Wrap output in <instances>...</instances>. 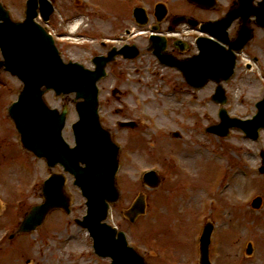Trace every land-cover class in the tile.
<instances>
[{
    "label": "rangeland",
    "instance_id": "374dc122",
    "mask_svg": "<svg viewBox=\"0 0 264 264\" xmlns=\"http://www.w3.org/2000/svg\"><path fill=\"white\" fill-rule=\"evenodd\" d=\"M0 1L10 11L12 19H23L25 0ZM74 1L56 0L67 15L80 10L74 9ZM91 1L106 7L101 11L103 13L100 12L103 21L95 19L96 26L86 25L87 31L96 36L99 32L102 34L96 40H88V46L96 54L103 52L97 48L98 41L105 38L118 22L122 24L120 27L139 33L141 28L125 21L128 6L132 3L142 2L148 15L147 25L142 26L143 37L140 39L139 34L136 37L142 55L133 62L119 60L114 63L108 77L98 84L101 124L121 148L116 179L120 199L112 206L108 222L125 232L130 244L144 256L147 264H198L202 221L199 213L210 200H214L215 205L202 212L207 215H203V225L211 222L219 226L211 237V262L264 264V177L257 179V169L264 166L260 157L261 153L264 156V130L259 132L256 141L236 129L224 138L207 133L199 135L205 127L218 123L217 107L208 100L212 89L207 86L202 91L189 90L185 103L180 104L178 92H170L167 81L161 82L160 76L166 77L169 83L180 82L178 87L184 88L182 79L179 80L180 76L174 71L160 69L148 51L150 42L144 33L149 30L148 26L157 25L163 31L172 16L191 7H187L183 0ZM230 1L217 0L206 16H218ZM157 3L166 4L168 9L167 19L160 23L153 14ZM186 43L189 46L180 54L182 58L195 53L191 40ZM63 57L65 61L77 60L86 67L90 66L91 55L80 48L68 46ZM135 67L143 68L145 72L155 70L151 88L145 83L126 82V73ZM114 72L121 73L120 80ZM21 87L17 79L0 70V264H110L109 259L98 258L92 253L90 237L73 221L80 219L86 208L84 198L68 174L65 192L72 200L70 215L52 211L35 231L8 238L16 231L23 215L42 202V182L52 172H63L59 166L49 169L44 160L23 151L18 143V134L7 117V107L16 101ZM124 88H131L133 96L124 92ZM233 95L231 114L249 116L253 113L251 103L257 99L255 92L243 91ZM243 97L244 105L239 106L236 100ZM134 99L139 101L138 105ZM44 100L58 110L68 106L63 137L73 146L71 124L77 119L73 95L57 98L47 92ZM124 120L134 121V127L129 130L119 128L117 123ZM154 122L158 128L146 132V127H151ZM200 127L204 128L199 130ZM171 132H179L178 140ZM175 159L182 161V165L177 166ZM151 167H158L160 173L161 181L155 189L140 181L142 173ZM139 194L146 198V213L130 223L124 213ZM256 196L263 200L262 216L254 217L250 215L253 213L250 203ZM248 243L253 248L250 255L245 253Z\"/></svg>",
    "mask_w": 264,
    "mask_h": 264
},
{
    "label": "water",
    "instance_id": "95a60500",
    "mask_svg": "<svg viewBox=\"0 0 264 264\" xmlns=\"http://www.w3.org/2000/svg\"><path fill=\"white\" fill-rule=\"evenodd\" d=\"M39 1L41 13L49 15L51 6L45 0ZM243 9L246 8L232 10L227 19L223 20V29ZM156 11L160 20L165 11L161 5L157 6ZM141 14L142 22L145 23L143 11ZM36 15L37 0H28L25 20L20 23L10 21L8 13L0 5V48L4 58L0 67L4 66L6 71L23 82L18 102L8 109L9 116L20 133L22 146L38 158H45L49 167L60 164L74 176L75 184L87 198L88 207L87 216L76 223L89 230L97 254L111 257L113 264H145L142 257L126 246L122 233H117L102 223L107 217L108 203L118 200L114 180L118 167V148L112 142L110 134L100 126L97 115L96 82L103 77L109 60L97 58L95 71L85 70L78 64L62 63L50 36L34 22ZM198 47L201 52L199 56L178 63L164 53V41L153 45L162 62L178 67L191 85L199 87L205 79L218 77L213 72L204 73L206 53L211 50L206 44L199 42ZM50 89L58 96L75 93V109L79 120L72 126L76 140L74 148H69L61 137L66 108L59 113L55 109H49L42 100L44 92ZM258 109L259 112L252 121L230 120L222 113L221 124L208 128V131L225 136L229 128L238 127L256 138L257 130L264 127V103L258 104ZM146 183L153 187L157 185L158 179L149 175ZM63 185L64 177L57 174L44 182V203L31 208L18 232H30L40 226L52 209L60 208L69 213V199L63 194ZM259 203L260 199H256L254 206ZM142 213L144 200L139 197L130 209V220L133 221ZM211 230V226H206L201 238V264H209L207 248ZM250 252L251 248L248 250Z\"/></svg>",
    "mask_w": 264,
    "mask_h": 264
},
{
    "label": "flooded vegetation",
    "instance_id": "af4514ba",
    "mask_svg": "<svg viewBox=\"0 0 264 264\" xmlns=\"http://www.w3.org/2000/svg\"><path fill=\"white\" fill-rule=\"evenodd\" d=\"M231 6H233L235 3L234 1L231 2ZM258 4L255 2L253 9H257ZM131 12V8H130ZM205 10H201L196 7H191L189 10H186L184 12V15L194 18L198 20L199 22H206L209 20H212L210 16H206ZM222 15L219 14L216 18H220ZM117 17H114L116 19ZM126 18H129L131 20L132 16L131 14L125 16ZM215 18V19H216ZM120 20V19H119ZM119 24L113 25V28L111 29V37L112 41H116L117 44H120V38L121 33H126V27H120L122 24L121 22H118ZM242 33H249L250 34V40L246 43L243 49L242 54H238L235 57V65L233 70L232 78L229 82L225 83V87L228 88V86L232 85L236 87L237 89H241V91H252L255 90L258 93L264 92V27H260L256 24L254 17H239L232 26L229 29V36L230 38L234 39L238 37ZM106 45L102 44V47L104 49V53H107L112 48H120L122 46L127 45L128 43L123 42L121 45ZM129 45L135 46L137 49H140L137 47L135 42H129ZM177 47H185L181 43L174 44ZM175 51L174 49H172ZM178 53H180L177 50ZM178 53L174 52V55H179ZM119 59V58H118ZM257 99L260 98L261 95L257 94ZM229 97L227 96V102H229Z\"/></svg>",
    "mask_w": 264,
    "mask_h": 264
}]
</instances>
